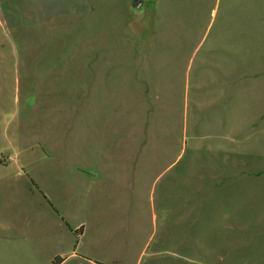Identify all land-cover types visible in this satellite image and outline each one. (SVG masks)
Returning <instances> with one entry per match:
<instances>
[{
    "label": "rangeland",
    "instance_id": "374dc122",
    "mask_svg": "<svg viewBox=\"0 0 264 264\" xmlns=\"http://www.w3.org/2000/svg\"><path fill=\"white\" fill-rule=\"evenodd\" d=\"M0 264H264V0H0Z\"/></svg>",
    "mask_w": 264,
    "mask_h": 264
},
{
    "label": "water",
    "instance_id": "95a60500",
    "mask_svg": "<svg viewBox=\"0 0 264 264\" xmlns=\"http://www.w3.org/2000/svg\"><path fill=\"white\" fill-rule=\"evenodd\" d=\"M145 3V0H133V5L137 8L141 7Z\"/></svg>",
    "mask_w": 264,
    "mask_h": 264
},
{
    "label": "trees",
    "instance_id": "16d2710c",
    "mask_svg": "<svg viewBox=\"0 0 264 264\" xmlns=\"http://www.w3.org/2000/svg\"><path fill=\"white\" fill-rule=\"evenodd\" d=\"M152 2H154L155 0H151ZM79 232H82L83 231V228L81 227L79 230Z\"/></svg>",
    "mask_w": 264,
    "mask_h": 264
},
{
    "label": "crops",
    "instance_id": "0c3cea01",
    "mask_svg": "<svg viewBox=\"0 0 264 264\" xmlns=\"http://www.w3.org/2000/svg\"><path fill=\"white\" fill-rule=\"evenodd\" d=\"M61 223L64 224V220L63 219H62ZM70 231H72V230H70Z\"/></svg>",
    "mask_w": 264,
    "mask_h": 264
}]
</instances>
